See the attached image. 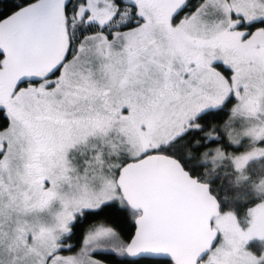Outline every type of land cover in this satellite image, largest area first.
<instances>
[{
    "label": "snow or ice",
    "instance_id": "1",
    "mask_svg": "<svg viewBox=\"0 0 264 264\" xmlns=\"http://www.w3.org/2000/svg\"><path fill=\"white\" fill-rule=\"evenodd\" d=\"M0 264H264V0H0Z\"/></svg>",
    "mask_w": 264,
    "mask_h": 264
},
{
    "label": "trees",
    "instance_id": "2",
    "mask_svg": "<svg viewBox=\"0 0 264 264\" xmlns=\"http://www.w3.org/2000/svg\"><path fill=\"white\" fill-rule=\"evenodd\" d=\"M5 3H10L11 0H4ZM232 150V149H229ZM223 171V170H222ZM224 180V186L228 189V191L225 193L229 196V199L233 201L237 206H240V200L239 199H233L240 195V197H243L245 195L246 189L244 187L240 188H234L230 182V177H223ZM219 183V181H217ZM254 250L258 249L259 245L253 244L252 245ZM122 261H126L128 258H121Z\"/></svg>",
    "mask_w": 264,
    "mask_h": 264
},
{
    "label": "rangeland",
    "instance_id": "3",
    "mask_svg": "<svg viewBox=\"0 0 264 264\" xmlns=\"http://www.w3.org/2000/svg\"><path fill=\"white\" fill-rule=\"evenodd\" d=\"M231 151V150H230ZM245 189H246V192H245V194L247 193V188L246 187H244ZM240 196V195H239ZM253 244H257L258 245V243H253ZM256 250H258V249H256Z\"/></svg>",
    "mask_w": 264,
    "mask_h": 264
},
{
    "label": "water",
    "instance_id": "4",
    "mask_svg": "<svg viewBox=\"0 0 264 264\" xmlns=\"http://www.w3.org/2000/svg\"><path fill=\"white\" fill-rule=\"evenodd\" d=\"M155 259H164L163 257H160V258H155Z\"/></svg>",
    "mask_w": 264,
    "mask_h": 264
},
{
    "label": "flooded vegetation",
    "instance_id": "5",
    "mask_svg": "<svg viewBox=\"0 0 264 264\" xmlns=\"http://www.w3.org/2000/svg\"><path fill=\"white\" fill-rule=\"evenodd\" d=\"M230 151V150H229Z\"/></svg>",
    "mask_w": 264,
    "mask_h": 264
}]
</instances>
